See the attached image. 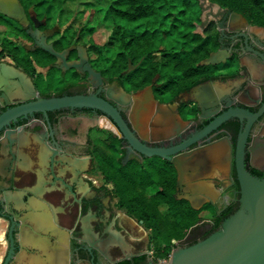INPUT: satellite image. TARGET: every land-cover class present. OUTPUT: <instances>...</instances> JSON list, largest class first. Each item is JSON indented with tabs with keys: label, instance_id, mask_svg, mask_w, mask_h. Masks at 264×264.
Listing matches in <instances>:
<instances>
[{
	"label": "water",
	"instance_id": "95a60500",
	"mask_svg": "<svg viewBox=\"0 0 264 264\" xmlns=\"http://www.w3.org/2000/svg\"><path fill=\"white\" fill-rule=\"evenodd\" d=\"M0 11L21 25L28 22L19 0H0ZM217 27L219 48L237 54L242 71L179 91L177 100H196L198 113L183 131L159 141L140 139L132 128L131 95L118 79L44 95L28 73L0 61V135L20 134L14 194L0 196V215L9 220L2 264H153L148 248H136L124 225L108 217L114 213L110 199L81 183L89 164L85 142L96 129L120 141L129 164L172 159L188 206L228 212L207 236L176 246L156 264H264V27L230 8ZM28 31L64 68L87 71L92 84H101L84 47L79 59L67 61V48L56 50L37 29ZM219 54L211 52L203 62H217ZM151 93L149 83L135 100L136 114ZM164 122L171 130L183 125L173 116Z\"/></svg>",
	"mask_w": 264,
	"mask_h": 264
},
{
	"label": "flooded vegetation",
	"instance_id": "af4514ba",
	"mask_svg": "<svg viewBox=\"0 0 264 264\" xmlns=\"http://www.w3.org/2000/svg\"><path fill=\"white\" fill-rule=\"evenodd\" d=\"M36 1L19 0L28 19L25 25L0 11V61L12 63L28 73L36 92L44 95L57 94L71 85L85 84L90 89L102 85L103 81L108 84L110 77L118 79L122 89L129 92L132 99L127 117L139 138L146 141L169 139L192 123L198 113L197 101L180 103L176 98L179 91L206 78L242 71L241 58L226 47L219 48L216 36L217 22L229 8L242 14L248 24L264 27V0H207L215 5L205 9L200 5V0H179L178 16L164 21L161 33L166 37L184 35L193 39L175 45L172 43L169 46L171 48H167L178 52V61L172 62L163 77L159 72L152 76L157 75L154 82L151 78L147 83H152V93L148 96L146 109L136 114L135 100L140 99L139 93L147 84L131 88L125 86L116 75L107 76L91 60L88 54L90 47L83 42L69 41L68 35L51 23L53 13L38 11ZM28 29H37L56 50L67 48V61L79 59L78 48L84 47L90 64L100 71L101 84H92L87 71L74 67L64 68L61 60L35 43ZM218 51L220 54L217 62H203L204 57ZM204 52L206 55L202 56ZM176 62L178 65L174 66ZM168 116L175 117V121H182L183 125L173 124V130L163 126ZM135 118L137 125L134 124ZM85 145H88L89 164L81 175V183L90 189L91 194L110 199L108 208H114V213H108V217L117 218L124 225L135 239L136 248H148L149 260L153 264L168 259L176 246L188 245L204 238L228 215L226 210L203 209L184 203L179 194L181 182H177L178 171L170 158L156 157L143 163L129 164L120 141L114 140L102 129L88 133ZM19 153L18 132L0 135V196L14 194ZM115 176L122 181L120 185L114 180ZM130 182L136 191V199L132 197L134 207L149 212L147 220L136 216L135 212H131L133 215L128 213L124 191L129 190L127 185ZM0 221L5 225L2 264L9 247V220L0 215Z\"/></svg>",
	"mask_w": 264,
	"mask_h": 264
},
{
	"label": "trees",
	"instance_id": "16d2710c",
	"mask_svg": "<svg viewBox=\"0 0 264 264\" xmlns=\"http://www.w3.org/2000/svg\"><path fill=\"white\" fill-rule=\"evenodd\" d=\"M36 1V0H35ZM42 0H37L35 7L38 11ZM47 1V0H46ZM60 0H48L42 12H52L59 6ZM109 10L123 21L121 38L124 39L122 48L117 56L102 69L107 76L116 75L127 87L139 88L150 82L152 76L159 72L161 76L168 72L169 66L178 61V52L173 49L163 50L160 44L167 38L161 33L164 24L163 10L165 0H113L108 5ZM193 38L176 36L172 45L185 43ZM160 51L161 57L154 59L152 53ZM206 55V52L202 56ZM131 64V67L129 66ZM178 63L174 66H177Z\"/></svg>",
	"mask_w": 264,
	"mask_h": 264
},
{
	"label": "rangeland",
	"instance_id": "374dc122",
	"mask_svg": "<svg viewBox=\"0 0 264 264\" xmlns=\"http://www.w3.org/2000/svg\"><path fill=\"white\" fill-rule=\"evenodd\" d=\"M111 1L113 0H60L59 6L52 10L53 19L51 23L59 26L62 32L68 35L69 41L76 40L87 44L90 47L88 54L91 60L94 61L95 66L103 70L107 69V65L124 49L122 48L124 39L120 37L123 21L109 10L108 5ZM46 4H48V0L41 1L39 5L41 13ZM179 6V0H166L165 8L162 11L163 22L176 18L179 13L177 9ZM173 42L174 37H167L160 46L165 50ZM126 50L124 49V51ZM152 56L158 59L162 55L160 51H155ZM129 66L131 67V64ZM32 71L35 73L34 69ZM114 180L119 185L122 183L116 176ZM127 188L129 190L124 191V198L129 209L128 213L133 215L131 212H135L136 216L144 217L147 220L149 212L144 211V213L134 207L135 203L132 199V197L136 199L134 185L131 183L127 185Z\"/></svg>",
	"mask_w": 264,
	"mask_h": 264
},
{
	"label": "crops",
	"instance_id": "0c3cea01",
	"mask_svg": "<svg viewBox=\"0 0 264 264\" xmlns=\"http://www.w3.org/2000/svg\"><path fill=\"white\" fill-rule=\"evenodd\" d=\"M4 231H5V225L2 221H0V261L4 250V238H3Z\"/></svg>",
	"mask_w": 264,
	"mask_h": 264
}]
</instances>
